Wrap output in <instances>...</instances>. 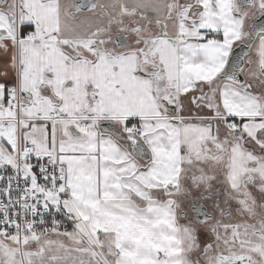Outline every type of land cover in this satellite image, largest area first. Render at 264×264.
Here are the masks:
<instances>
[{"label":"snow or ice","instance_id":"obj_1","mask_svg":"<svg viewBox=\"0 0 264 264\" xmlns=\"http://www.w3.org/2000/svg\"><path fill=\"white\" fill-rule=\"evenodd\" d=\"M0 264H264V0H0Z\"/></svg>","mask_w":264,"mask_h":264}]
</instances>
